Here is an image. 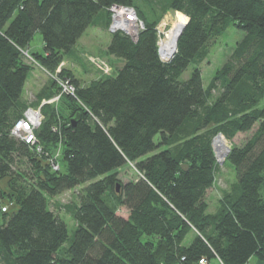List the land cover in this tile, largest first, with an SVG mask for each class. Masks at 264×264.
Returning a JSON list of instances; mask_svg holds the SVG:
<instances>
[{
	"label": "trees",
	"instance_id": "obj_1",
	"mask_svg": "<svg viewBox=\"0 0 264 264\" xmlns=\"http://www.w3.org/2000/svg\"><path fill=\"white\" fill-rule=\"evenodd\" d=\"M138 1L0 0V182L8 181L0 189V264L264 263V0H141L147 13ZM114 5L133 7L144 23L136 43L110 34L105 53L119 61L115 75L80 85L70 70L57 72L87 28L108 30ZM169 11L182 33L162 62L155 28ZM230 27L244 36L209 86L196 68L181 82L209 40ZM36 33L43 50L31 53ZM25 52L50 76L34 102L22 99L33 68ZM52 76L69 80L74 96L40 107L35 144L10 137L25 110L60 93ZM254 128L230 148L236 182L209 213L213 138ZM55 150L60 170L53 172ZM132 164L139 177L121 184L118 170ZM81 185L67 210L75 221L69 237L48 198ZM3 201L15 211L4 213ZM123 207L124 219L116 214Z\"/></svg>",
	"mask_w": 264,
	"mask_h": 264
},
{
	"label": "rangeland",
	"instance_id": "obj_2",
	"mask_svg": "<svg viewBox=\"0 0 264 264\" xmlns=\"http://www.w3.org/2000/svg\"><path fill=\"white\" fill-rule=\"evenodd\" d=\"M150 3V2H148ZM141 10L145 11L147 7V3L145 4L143 1L139 0L138 3ZM148 10V9H147ZM147 13V11H145ZM176 12L169 11L165 14L159 21L157 27L155 28L156 35L158 36V31L162 32L161 37L164 38V35L170 33V30L173 29L174 26V16ZM182 14V13H181ZM183 15V14H182ZM185 18V16L183 15ZM141 20V19H140ZM167 23V26L163 27V24ZM141 33V32H140ZM138 34V37L140 35ZM244 33L237 29H233L232 27L228 28L221 36L213 37L209 40V43L206 45L203 50L204 56L201 60H199L196 64L190 65L180 77V81H186L192 75L191 73L196 68L201 74V81L203 88H207L215 75V72L220 69L225 62L230 59L231 54L236 46V44L242 40ZM32 41L29 44L28 52L31 53H40L42 52V38L40 34L36 33L32 37ZM162 38V39H163ZM178 38H176L175 42ZM111 40V35L108 30H103L98 26H90L85 30L82 34V37L76 42L73 46L71 52L65 54L63 56L64 60L60 65V68H65L71 71L72 75H74L75 79L80 82V85L89 84L95 79H99L106 76H114L117 68L119 66V61L114 59L111 56H107L105 51L107 49V45ZM177 42L175 43V48L172 49L174 51L176 49ZM28 52H25L24 55L27 63H32L33 68L30 73V76L26 80V84L22 91V99L25 101H33L37 100L32 95L33 91L40 88L38 93L42 88L50 85L49 75L40 70L35 63L29 59ZM59 69V68H58ZM108 69V70H107ZM60 70V69H59ZM35 71L34 73H32ZM60 72V71H59ZM47 95V93H46ZM45 95V96H46ZM217 92L213 93V97H216ZM33 97V99H31ZM43 101V99H42ZM41 101V103H42ZM34 102V101H33ZM59 102L49 103L48 105H55ZM56 106V105H55ZM264 106V100L260 102L259 107ZM40 107V106H39ZM38 107V108H39ZM37 110V108H35ZM43 119V117H42ZM42 121V120H41ZM40 121V123H41ZM38 129V128H37ZM37 129H34L37 130ZM255 131V128L252 129L248 133H240L236 134L232 140H226L228 152L225 157L221 160H218V154L213 149V142L215 141L214 137L211 143V148L214 151L215 161L217 162V172L214 178V185L207 191L206 201L209 204V213L214 212L217 207V202L221 197L227 192V190L234 184L235 181V171L231 164H229L226 160L228 154L230 153V148L233 146L240 147L244 144L248 139L251 138V134ZM219 135V134H218ZM221 135V134H220ZM222 136V135H221ZM12 137V136H11ZM223 137V136H222ZM15 138V137H14ZM224 138V137H223ZM16 139V138H15ZM18 140V139H17ZM60 148V147H59ZM60 150H55L53 157H56L57 161L60 160ZM64 170V169H63ZM117 177L120 183L132 182L133 180L139 177L138 173L135 171V168L132 165H126L121 167L117 172ZM7 180L4 179L0 182V189L7 190ZM86 185H81L73 190H68L57 197L48 198V207L51 212H53L57 217H59L63 222H65L67 226V233L69 237L73 234V230L75 228V221L72 219L71 212H68L69 208L78 204V194L84 189ZM5 206L4 213H12L15 211L16 207L13 206L12 203L3 201L1 203V207ZM119 210L116 214L123 219L128 216V211L126 208H118ZM192 239V234H190L186 241L184 242V246H188ZM257 258H252L248 262V264H256ZM214 264V261L211 263Z\"/></svg>",
	"mask_w": 264,
	"mask_h": 264
},
{
	"label": "built area",
	"instance_id": "obj_3",
	"mask_svg": "<svg viewBox=\"0 0 264 264\" xmlns=\"http://www.w3.org/2000/svg\"><path fill=\"white\" fill-rule=\"evenodd\" d=\"M108 13L110 14V21L108 32L110 34H114L115 32H119L125 36H128L132 43H136L138 39V34L144 30V23L140 20L137 12L131 6H118L114 5L108 8ZM177 14V12L175 13ZM167 26V23L163 24V27ZM157 36V54L159 59L162 62H169L171 58L175 55V50L171 52V55L164 53L163 47L164 41L166 39V34L164 38L161 37L162 32L158 31ZM163 38V39H162ZM60 69V67H59ZM57 69V72L60 70ZM108 70V69H107ZM50 77V76H49ZM59 86L60 93L54 96L52 99L43 100L40 107L43 104H49L53 102H57L61 95L68 94L74 96L75 94V86H73L69 80L66 79H57L52 76ZM51 77V78H52ZM40 107L27 109L22 113V117L20 120L15 122L12 125L10 131V137H15L18 140L25 141L26 144L33 145L36 142V137L33 135L34 129L40 127V121L42 120V115L40 114ZM55 129V128H54ZM54 131V130H53ZM37 152H41L40 147L36 149ZM52 158L48 159V164L50 168H52L53 172L59 171V163L56 157L51 156ZM5 210V206H3L2 211ZM198 264H206L204 259L200 260Z\"/></svg>",
	"mask_w": 264,
	"mask_h": 264
},
{
	"label": "bare ground",
	"instance_id": "obj_4",
	"mask_svg": "<svg viewBox=\"0 0 264 264\" xmlns=\"http://www.w3.org/2000/svg\"><path fill=\"white\" fill-rule=\"evenodd\" d=\"M180 34L181 31L178 28L173 27V29L170 30V33L166 35V39L164 41L165 46L163 47V51L167 54V56L171 55L172 49L175 48V40L176 38H179ZM213 149L218 154V160L222 161V159L227 154L228 149L225 138H223L220 134L215 138V141L213 142Z\"/></svg>",
	"mask_w": 264,
	"mask_h": 264
},
{
	"label": "crops",
	"instance_id": "obj_5",
	"mask_svg": "<svg viewBox=\"0 0 264 264\" xmlns=\"http://www.w3.org/2000/svg\"><path fill=\"white\" fill-rule=\"evenodd\" d=\"M41 70V69H40ZM43 71V70H42ZM35 71H33L32 73H34ZM34 89H32V95H33V97L35 98V96L38 94V91L40 90V88H37V90H35V91H33ZM33 97L31 98V99H33ZM25 101H27L26 99H25ZM27 102H30V101H27ZM250 261V260H249ZM256 264H264V263H261V262H259L258 260H257V262H256Z\"/></svg>",
	"mask_w": 264,
	"mask_h": 264
},
{
	"label": "water",
	"instance_id": "obj_6",
	"mask_svg": "<svg viewBox=\"0 0 264 264\" xmlns=\"http://www.w3.org/2000/svg\"><path fill=\"white\" fill-rule=\"evenodd\" d=\"M187 20H188V19H187ZM188 21H189V20H188ZM188 21L186 22V24L188 23ZM186 24H185V25H186ZM184 27H185V26H184ZM182 30H183V29H182ZM181 33H182V32H181ZM180 35H181V34H180ZM179 37H180V36H179ZM175 52H176V49H175ZM175 52H174V53H175ZM182 170H183V171H186L187 168H186L185 166H182ZM116 187H117V186H116ZM118 190H119V187H117V191H118Z\"/></svg>",
	"mask_w": 264,
	"mask_h": 264
}]
</instances>
